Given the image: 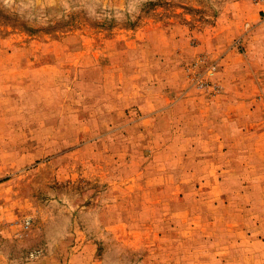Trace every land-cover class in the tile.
Wrapping results in <instances>:
<instances>
[{
	"label": "rangeland",
	"instance_id": "rangeland-1",
	"mask_svg": "<svg viewBox=\"0 0 264 264\" xmlns=\"http://www.w3.org/2000/svg\"><path fill=\"white\" fill-rule=\"evenodd\" d=\"M0 264H264V0H0Z\"/></svg>",
	"mask_w": 264,
	"mask_h": 264
}]
</instances>
